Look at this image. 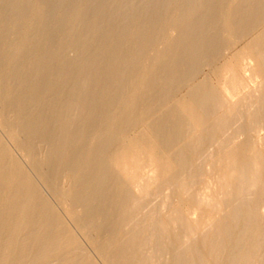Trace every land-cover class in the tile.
<instances>
[{"label":"bare ground","instance_id":"bare-ground-1","mask_svg":"<svg viewBox=\"0 0 264 264\" xmlns=\"http://www.w3.org/2000/svg\"><path fill=\"white\" fill-rule=\"evenodd\" d=\"M223 1L177 0L168 23L175 35L151 56V64L158 65L152 77L131 81L142 55L162 37V11L174 0H0V125L52 196L80 207L67 214L81 229L92 226L91 242L105 264H146L145 250L153 256L169 253L165 264H240L245 245L264 252L260 176L254 170L255 165L264 171V150L251 148L246 139L221 153L219 203L232 205L195 244L182 242L181 235L190 238L193 230L180 212L156 219L149 201L159 179L172 181L187 170L194 176L202 143L237 114L228 106L225 118H211L210 100L223 104L205 80L174 97L200 64L218 58ZM227 14L235 32H255L247 48L261 92L256 112L244 118L264 123V0H236ZM215 72L228 75L225 84L234 92L239 82L233 67L224 64ZM138 120L149 133L130 136ZM192 124L201 132L186 136ZM183 137L170 159L149 146L170 147ZM148 153L154 174L143 176L138 161ZM179 189L185 190L186 182ZM170 223H176L175 231ZM0 264H90L1 139Z\"/></svg>","mask_w":264,"mask_h":264},{"label":"rangeland","instance_id":"rangeland-1","mask_svg":"<svg viewBox=\"0 0 264 264\" xmlns=\"http://www.w3.org/2000/svg\"><path fill=\"white\" fill-rule=\"evenodd\" d=\"M236 0H224L220 6L217 14L218 34L224 41L220 49V54L217 59L211 62H203L197 67L194 76L187 81V84L179 87L174 97L179 98L185 94L186 90L193 84L205 80L213 89L218 92L222 106H216L214 101L210 100L212 119L225 118V110L228 106H234L236 109V116L230 126L222 130L211 139H207L202 143L198 150V155L195 157L196 174L190 175L187 171L183 172L175 180L167 181L160 179L154 185L149 201L154 203V215L156 219L165 220L176 212H180L191 225L193 234L190 238L181 235L182 242H190L195 244L199 240L200 233L205 234L215 221L225 216L230 207L231 202H225L222 205L219 203L222 200L223 193L218 186L220 178V161L221 153L227 149L236 148L237 143L246 139L249 146L255 150H264V123L259 117L244 118L247 112H256L258 107V95L261 92V79L256 72V65L254 59L249 55L247 44L254 35V31L247 32L242 29L235 32L234 20L227 14L228 8L234 4ZM177 0L170 5L168 9L162 11V16L166 22L162 37L150 47L140 58L137 65V71L130 77L131 81L136 80L140 75L152 77L153 69L157 64H151L150 58L154 54H160L163 51L165 40L172 38L175 31L168 25L173 14V7ZM261 26H264V19L261 21ZM73 51H69V56H72ZM233 67L239 84L232 92L227 88L225 80L228 77L226 73L220 74L216 68L224 66ZM146 101L142 104L144 105ZM214 107V108H213ZM230 117V116H229ZM191 130L186 136H193L201 132L202 127L190 125ZM145 131L149 133L148 126L143 121L138 120L134 127L129 132L130 136L136 135L138 132ZM0 139L9 149L12 156L30 173L31 177L37 183L42 195L54 206L60 215L63 224L75 238L79 248L83 254L88 258L90 264H105L102 256L91 242L90 236L94 235L92 226L86 224V229L79 228L76 223L68 216L67 211L73 207L77 212L80 207L74 206L70 201L62 200L58 202L41 183L36 174L30 167L29 161L23 153L10 141L5 130L0 125ZM233 139V140H232ZM252 140V141H251ZM185 137L180 138L175 144L170 147L161 146L150 142L151 146L159 157L170 159V154L177 151ZM229 141V142H228ZM249 153V150H243ZM38 153H40L38 151ZM150 153L142 154L139 157V164L141 166V175L152 176V166ZM199 160V161H197ZM199 164V165H198ZM258 168V167H257ZM254 165V170L260 176L258 183L260 190V199L257 206L258 222L264 223V171L257 170ZM167 176V174H165ZM165 177V176H164ZM186 182V189L180 190L179 185ZM60 183L66 186L64 178L60 179ZM131 193L138 196L136 190H131ZM222 193V194H221ZM222 196V197H221ZM207 199V200H206ZM209 199V200H208ZM199 201V202H198ZM203 201V202H202ZM71 204V205H70ZM145 210H142L144 212ZM256 223L255 217L252 219ZM168 228L176 230V223H170ZM199 231V232H197ZM256 230L253 229L250 237ZM97 235V234H96ZM98 236V235H97ZM184 238V239H183ZM163 242L169 243L170 237H163ZM244 258L240 264H262L264 252L262 249L254 248L252 245H245L243 247ZM142 256L147 259L146 264H165L170 259V254H162L153 256L149 250H145Z\"/></svg>","mask_w":264,"mask_h":264}]
</instances>
